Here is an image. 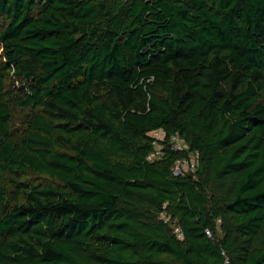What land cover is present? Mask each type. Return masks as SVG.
<instances>
[{
	"label": "trees",
	"instance_id": "1",
	"mask_svg": "<svg viewBox=\"0 0 264 264\" xmlns=\"http://www.w3.org/2000/svg\"><path fill=\"white\" fill-rule=\"evenodd\" d=\"M0 53V264H264V0H0Z\"/></svg>",
	"mask_w": 264,
	"mask_h": 264
},
{
	"label": "built area",
	"instance_id": "2",
	"mask_svg": "<svg viewBox=\"0 0 264 264\" xmlns=\"http://www.w3.org/2000/svg\"><path fill=\"white\" fill-rule=\"evenodd\" d=\"M152 145V151L147 155V159L152 160L157 158L161 153V148L167 145L172 150L184 152L185 155L176 158L172 165L171 171L173 174H183L193 172L197 164V153L195 150L190 149L185 141L177 134L171 133L166 135L162 128H154L147 132ZM173 232L177 237L181 236L180 230L176 225L172 227ZM206 235H210L209 229L204 230ZM223 256L222 264H228V259L223 251H220Z\"/></svg>",
	"mask_w": 264,
	"mask_h": 264
},
{
	"label": "rangeland",
	"instance_id": "3",
	"mask_svg": "<svg viewBox=\"0 0 264 264\" xmlns=\"http://www.w3.org/2000/svg\"><path fill=\"white\" fill-rule=\"evenodd\" d=\"M0 57H1V53H0Z\"/></svg>",
	"mask_w": 264,
	"mask_h": 264
}]
</instances>
